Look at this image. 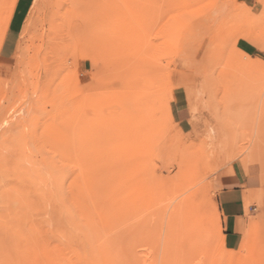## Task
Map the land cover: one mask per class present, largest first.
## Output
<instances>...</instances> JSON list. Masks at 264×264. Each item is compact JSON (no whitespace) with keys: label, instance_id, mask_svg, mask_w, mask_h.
Masks as SVG:
<instances>
[{"label":"rangeland","instance_id":"obj_1","mask_svg":"<svg viewBox=\"0 0 264 264\" xmlns=\"http://www.w3.org/2000/svg\"><path fill=\"white\" fill-rule=\"evenodd\" d=\"M30 6L0 59V264H264V0ZM238 168L261 186L228 249Z\"/></svg>","mask_w":264,"mask_h":264},{"label":"crops","instance_id":"obj_2","mask_svg":"<svg viewBox=\"0 0 264 264\" xmlns=\"http://www.w3.org/2000/svg\"><path fill=\"white\" fill-rule=\"evenodd\" d=\"M252 0H240V3L249 4ZM31 0H17L4 41L0 47V59L8 60L12 57L19 34L26 16L30 10ZM13 43L12 49L8 46ZM172 119L183 130L187 119L178 108L171 110ZM261 186L257 175L238 168L232 176L223 182V188L218 193L217 202L223 229V243L228 249H235L241 241L247 223L246 197L254 198Z\"/></svg>","mask_w":264,"mask_h":264},{"label":"bare ground","instance_id":"obj_3","mask_svg":"<svg viewBox=\"0 0 264 264\" xmlns=\"http://www.w3.org/2000/svg\"><path fill=\"white\" fill-rule=\"evenodd\" d=\"M193 194V193H192ZM196 193L193 195L195 196ZM192 196V197H193ZM190 197V196H189ZM188 197V198H189ZM185 198V197H184ZM184 200V199H183ZM187 200V199H186ZM183 202V201H182ZM185 202V201H184ZM200 206V205H198ZM194 205L193 203L189 200L187 202H185L183 205H179L178 208L176 209V213H177V217H179V215L181 216L182 220L187 223H196L197 222V218H198V214L197 211L194 209ZM197 208V207H196ZM198 210V208H197ZM201 213V212H200ZM203 213V212H202ZM201 213V214H202ZM176 219V218H175ZM178 219V218H177ZM183 226V225H182ZM185 226V225H184ZM189 226V225H188ZM186 227V226H185ZM200 231V229H199ZM195 232V231H194ZM197 232V231H196ZM189 234V233H188ZM192 236V235H191Z\"/></svg>","mask_w":264,"mask_h":264}]
</instances>
